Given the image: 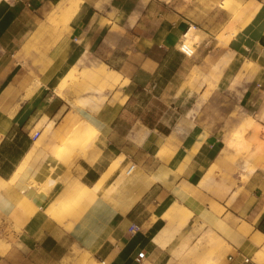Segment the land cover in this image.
I'll use <instances>...</instances> for the list:
<instances>
[{"label": "crops", "instance_id": "1", "mask_svg": "<svg viewBox=\"0 0 264 264\" xmlns=\"http://www.w3.org/2000/svg\"><path fill=\"white\" fill-rule=\"evenodd\" d=\"M59 1L0 0V234L13 235L0 264L72 248L100 264H264V150L239 190L208 174L235 152L230 137L223 142L231 123L259 126L264 144V0H247L233 17L212 0H80L56 31L44 24ZM192 25L201 38L195 57L181 51ZM85 56L126 84L98 110L56 86ZM73 111L97 132L55 154ZM41 122L55 126L32 153ZM74 180L84 195L56 204L75 192ZM214 182L222 188L209 191ZM175 204L190 215L169 217ZM211 251L220 254L213 261Z\"/></svg>", "mask_w": 264, "mask_h": 264}, {"label": "bare ground", "instance_id": "2", "mask_svg": "<svg viewBox=\"0 0 264 264\" xmlns=\"http://www.w3.org/2000/svg\"><path fill=\"white\" fill-rule=\"evenodd\" d=\"M211 2L216 3V4L217 3L224 4L225 7L223 9L230 12L232 14V17L234 16L233 13L238 12L242 7H244L248 3L247 0H212ZM80 3H81L80 0H61V1H59L56 4L54 10L50 14H48V16L46 17L44 25H46L47 28H49V27L53 28V27H59V26L62 28H65V26L68 25L67 23H69V20L76 14V12H78ZM198 31L199 30L197 29V27L192 25L189 28V30L186 32V34L184 35L185 41H184V45L182 46V48L185 51H187L188 53L192 52L191 46H190L191 45L190 40L194 38V36L198 33ZM85 59H86V56L81 58L77 62V64L73 67V69H71V71L67 74V76L65 78L57 80L56 86H58L59 88H63L67 84H69L70 81L73 82L77 78L78 79L82 78L83 80L84 79L89 80L87 83L88 87L85 90V92L87 93V95L85 97H86L88 102H92V103L94 102L95 109L98 110V108L100 107V104H101V103H99V101H101L103 99V97H105V95L103 93H106L107 91H112L117 84L119 85L121 78H120V75L116 71H113L111 69L106 68L103 64L84 66ZM83 66H84V68H81L82 70H78L79 67H83ZM123 82H125V80ZM91 93H93V94H91ZM208 95H209V92H207L206 95L203 97V99L201 98V100L206 99V97ZM125 99H126L125 97L124 98L122 97V100L120 101V103L121 104L124 103ZM108 106H110V105H108ZM114 116H115V114H114ZM52 125H53L52 122H49L48 124H46V127H45L43 133L41 134L40 137H38V139L35 142V145L31 151L32 153L36 150L37 146H39L42 142H44V139H45L44 137H46V135L49 133V131L52 128ZM246 127L247 126H245V125H241L239 128H235L234 131L240 134V133H242L240 130L246 129ZM4 132L5 131L2 132L3 136L5 135ZM96 132H97V130H96L95 126L88 119H86L84 117L79 119V120L72 119L71 125L66 130V134L63 137L56 138L57 141L60 143V145H58L54 149L53 152L55 154H60L66 149L67 152L71 154L79 146L83 145L86 140L91 139L96 134ZM239 137L240 136H238V138H237L236 133H235V138H237V139L235 140V138H233V137L231 138V140L228 142L229 149L231 148L234 151L239 150V148L242 145L241 140H239ZM134 170H135V168H134ZM128 172H129V168L126 171V174L130 175L132 173V172H130V173H128ZM106 180H107V173L102 174L100 179L96 183V185L94 184L96 189L102 188V186L106 183ZM50 182L52 183L53 181L50 180ZM118 182H119V180H117V183ZM206 182H207V178L204 177L201 180L200 185H205ZM70 184H71V186L73 184L72 187H74L75 192L74 193H68L65 190L66 192L64 194L60 193V194H62V197H60L59 200L56 199V201H57L56 204H63L65 202V201H63L64 199H69L71 197L72 198H78V197H81L84 195V193L86 191V187H84L82 185H76L75 180L70 182ZM68 191H71V190H68ZM62 198H64V199L62 200ZM52 208H53V206H52ZM257 245H259V244H257ZM7 248H8L7 244H5L4 242H2L0 240V253H5ZM219 255L220 254L217 251H211L208 258L210 261H213L214 259L218 258ZM261 257L264 259V249L261 250ZM201 259H204V258H201ZM200 260L198 262L201 263ZM202 263H204V262H202ZM80 264H100V263L89 255V256H87V258L82 259L80 261Z\"/></svg>", "mask_w": 264, "mask_h": 264}, {"label": "rangeland", "instance_id": "3", "mask_svg": "<svg viewBox=\"0 0 264 264\" xmlns=\"http://www.w3.org/2000/svg\"><path fill=\"white\" fill-rule=\"evenodd\" d=\"M256 4L257 3H255V5ZM216 5H219L217 7L218 13L221 12L222 9L225 7L224 4H222V3H217ZM224 11H226V10H224ZM226 12L231 15L230 17H232V14L230 12H228V11H226ZM233 14L235 16V15H237V12H235ZM53 28L56 31L57 30L62 31L64 29L60 26L59 27H53ZM222 37H223V34L218 36L219 39H221ZM200 41H201V38L199 36V31H198V33L194 36V38L190 40L191 51L194 50L192 57H195V55H196V51H195L193 46L196 42L200 43ZM221 44H222V42H220L219 46L223 47V45H221ZM85 62H84V66L95 65V64L89 62V60H85ZM84 66L79 67L78 70H82L80 68H84ZM105 67L108 68L107 66H105ZM216 72L221 73L219 68H216ZM198 75H199V73H198ZM194 76H195V71L191 74V78ZM213 79L220 81L221 77L218 76V77L213 78ZM88 81L89 80H87V79L83 80L82 78L81 79L77 78L73 82L70 81L69 84H67L65 87L60 88V90H61L60 93L66 100H68V97H67L68 93L63 94V90L66 92H69V95L71 94L72 96H75L78 99V100H76L77 104L84 106V107H89L90 109H95L94 102L93 103L88 102L86 97H85L87 95L85 90L88 87V85H87ZM124 83L125 82H123L122 85L119 83V85H121V87H124L126 85ZM117 86H118V84L115 86V88ZM213 87H214L213 85H209L207 87V92H208V90L212 89ZM115 88L112 91H107L106 93H103L105 95V97H103V99L101 101H99V103H101L100 106L103 105L105 101H107V99H108V97H106L107 94L113 92L115 90ZM91 94H93V93H91ZM73 115L75 116L74 119H77V120L83 118V116L81 114H79L75 111H73ZM232 125L233 124L231 123L230 126L225 127L226 131L223 134L224 135L223 142L225 144L227 137L235 138V133H236L237 138H238V136H240L239 140H241L242 145L238 151H235V152L231 153L229 156H227V159L225 161H222L221 165H215L214 167H212L209 170L208 174H209L210 180H213L215 178L220 179V180L222 178L228 179L229 180L228 181V187L229 188L234 187L236 190H239L240 185L245 183V181L247 180V176L256 168L257 163L263 159L264 144L257 137V133L259 132V129H260L259 126L249 127L247 129H243V130L241 129L240 131L242 133L239 134L233 130ZM54 126H55V124L53 125V128H54ZM48 135L49 134H47L46 137ZM46 137H44V138L46 139ZM237 138H235V140ZM244 138H247L248 142ZM257 140L259 142H257ZM64 151L67 152L66 149ZM241 160L250 162L249 166L246 169H243L238 164ZM107 168H108V170L106 173H107V179H108L109 175L113 171H115L119 168V163L118 162L112 163ZM128 168H126V169H128ZM126 169L122 170L123 175H124ZM219 171H221V172L219 173ZM213 184H215V186H213V187L209 186V191H216V190L222 188L219 185H217L218 183H216V182H214ZM69 199H72V197ZM62 205H65V203H63ZM179 214H183V216L188 217L190 215V212L186 208H184L183 206L178 205V204H175L174 206H172L167 212V215H169V217L173 216L172 218L177 217V215H179ZM0 240L2 242H4L5 244H7L8 248H9L10 244L13 241L12 232L8 231V235L6 234V236L0 234ZM208 242L212 243L211 240H209ZM185 245H186V242H181L180 247H185ZM193 252H194L193 249H191L190 253L188 254L191 257V259H195ZM27 253H29L27 255L28 256L27 264H80V261L84 258H87V256H89V255L92 258H94L93 255L86 253L84 251H81L77 248L70 249V251L64 255H62L61 253H56L54 255H51L50 257H43L42 255L38 254L37 252H27ZM197 257L200 258L201 256L198 254ZM208 260H209V258H208Z\"/></svg>", "mask_w": 264, "mask_h": 264}, {"label": "built area", "instance_id": "4", "mask_svg": "<svg viewBox=\"0 0 264 264\" xmlns=\"http://www.w3.org/2000/svg\"><path fill=\"white\" fill-rule=\"evenodd\" d=\"M184 45V44H183ZM182 45V46H183ZM182 46H181V51L184 53V54H186L187 56H190L191 54L190 53H188L187 51H185L183 48H182ZM45 127H46V123L45 122H41V123H39V124H37L33 129H32V131H31V133H30V139L32 140V141H35L42 133H43V131H44V129H45ZM134 168H135V165L133 164V165H130L129 166V172L128 173H130V172H132L133 170H134ZM144 257V253H139V256H138V258L139 259H142Z\"/></svg>", "mask_w": 264, "mask_h": 264}]
</instances>
